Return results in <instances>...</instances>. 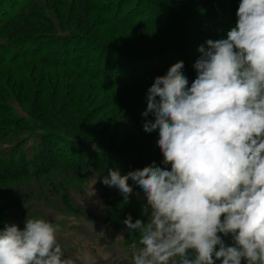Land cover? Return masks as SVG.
Segmentation results:
<instances>
[{
	"label": "clouds",
	"instance_id": "9594fccd",
	"mask_svg": "<svg viewBox=\"0 0 264 264\" xmlns=\"http://www.w3.org/2000/svg\"><path fill=\"white\" fill-rule=\"evenodd\" d=\"M235 17L197 47L190 85L176 63L147 88L142 128L160 164L93 183L144 202L145 222L123 220L141 233L131 264H264V0H239ZM56 233L41 216L3 222L0 264H76Z\"/></svg>",
	"mask_w": 264,
	"mask_h": 264
},
{
	"label": "rangeland",
	"instance_id": "374dc122",
	"mask_svg": "<svg viewBox=\"0 0 264 264\" xmlns=\"http://www.w3.org/2000/svg\"><path fill=\"white\" fill-rule=\"evenodd\" d=\"M54 1H57L56 5L50 0H35L46 16L44 23H35L33 19L29 21V18L17 19L14 16L1 22L0 43L7 39L5 34L11 29L24 23L32 24L35 28L39 26L38 33L45 34L40 35L39 42L45 43L46 35H51L57 42L60 39H78L86 44L85 34L76 31V16L73 20H68L71 15L69 12L76 7L77 0ZM110 1L120 3L124 12L138 8V16L135 19L128 18L130 24L143 20L165 21L158 28V32L160 35L169 36L166 42H173L171 49L156 58L157 65H162L161 71L152 75L146 83H142L140 96L145 95L155 76L166 74L169 67L176 63L183 64L184 75H196L193 64L200 55L196 49L210 39L202 37L205 36L203 33H210L212 30L218 32L214 36L221 35L224 38L227 29L235 25V22L229 23L228 18L235 16L231 12L236 11L239 3V0ZM16 5L20 6L18 3ZM121 18L118 17L119 20ZM49 24L53 27L50 28ZM51 38H47L49 44L57 45ZM69 43L72 51L71 41ZM160 45L164 46L161 43ZM13 50H17V46L12 47L9 44L4 52L0 51V59L8 60ZM80 50L72 51L71 56ZM40 56L36 59L23 57L10 65H0V163L3 162L4 166L29 163L42 154V136H45L53 150L52 154L47 153L50 156L47 158L52 160L49 161V170L45 173L41 174V169L27 165L28 172L25 176L17 177L11 182L0 181V227L7 221L22 228L25 218L41 216L53 221L58 242L66 256L74 258L76 264H131L133 248L142 247L139 244L141 233L125 229L123 220L131 216L133 221L138 219L145 222L147 217L140 214L144 202L138 199L139 193L134 189L125 203L115 187L107 186L114 194L115 206L111 223H107V208L101 200L99 181L93 184L100 174L91 166L119 168L121 174H124L148 165L160 164L162 155L155 148L156 133L146 134L142 128L145 117L141 116V112L145 109L146 102L135 99L137 89L134 87L130 90L134 86L130 85L125 90L127 102L120 105L118 113H112V102L108 99L110 94L107 93L97 99L91 96L92 103L88 106L90 117L88 114L87 117L92 121L86 119L82 121L84 124H80V120L73 123L74 132L59 131L54 126H46L48 121L61 122L64 116L57 112L56 107L44 114L40 107H36L35 99L29 95V89L36 91V100L42 95L50 98L53 83L49 84L48 80L60 75L69 77L78 73L70 69L42 70L38 66ZM85 60L87 63L88 58ZM45 82L47 90L41 87ZM61 85L62 83L58 84V87ZM76 94L74 86L69 85L60 89L57 97L63 96L68 101ZM130 107L138 110L139 117L130 113ZM147 119H151V116ZM89 123L93 125L90 127ZM46 129L54 131L47 132ZM77 129L79 133H76ZM151 138L154 141L153 149L145 150L142 161L137 168H133L138 161L136 152L141 154L144 140ZM225 241L226 244L231 243L230 238ZM175 259L179 261V257Z\"/></svg>",
	"mask_w": 264,
	"mask_h": 264
},
{
	"label": "trees",
	"instance_id": "16d2710c",
	"mask_svg": "<svg viewBox=\"0 0 264 264\" xmlns=\"http://www.w3.org/2000/svg\"><path fill=\"white\" fill-rule=\"evenodd\" d=\"M50 1H52L53 5L57 4V1ZM17 3L20 5L19 7L16 5ZM75 4L76 7H73L69 12L71 15L68 17V20H73L76 16V31L85 34L86 37L84 39L86 40V44H82L81 40L78 39L73 41L60 39L57 42L56 39L51 38V35H46V37L51 38L52 42L56 41L57 45L49 44L50 41L47 38L44 40L45 43L39 42L40 35H45L38 33L39 26L35 28L32 24L24 23L18 25L15 29L10 28L9 33L5 34L7 39L0 43V51L3 52L9 44H12V47L17 46V50H13L8 60L0 59V65H10L11 63L20 61L23 57L36 59L41 55L38 66L40 65L42 70L56 71L70 69L78 73V75L73 74L69 77L60 75L48 80L49 84L53 83L51 85L50 98L42 95L36 100V91L29 89V95H32V99H35L36 107H40L44 111V114L56 107L57 112L61 116H64L61 122L48 121L46 126H54L59 131L65 130L68 132L75 131L73 123L78 122V120H80V124H84L82 121L86 119L92 121V119L88 118L90 117L88 106L92 103L91 96L97 99L107 93L110 94L108 99L112 102V113H118L117 110L121 107L120 105L123 102H127L126 89L131 87L130 85H134L130 90L134 87L137 89L135 99L146 102L145 95L140 96L142 94L140 86L142 83H146L152 75L161 71L162 65H157L156 58L164 51H167V49H171L173 45V42H166L169 36L160 35L158 32V28L164 25L165 21L145 22L143 20L138 23H128V18L135 19L138 16V8L124 12V8L121 7L120 3L115 4L110 0H77ZM13 5H16V7H12ZM38 5V3H35V0H0V23L13 16L17 17V19L29 18V21L33 19L35 23L40 21L44 23L46 16L43 9L38 7ZM67 11L69 10L67 9ZM118 17L122 18L119 20ZM228 19L229 23H234L236 17L230 16ZM174 22L177 23L176 20ZM52 27L53 25H50V28ZM209 32L203 33L205 36L202 37L213 40L222 38L221 35L214 36L218 32H213L212 30ZM69 41L72 44V51L81 49L73 56H71L72 51L69 48ZM160 43L164 46L162 47ZM87 58L88 62L85 63V59ZM194 77V73L187 75L189 85ZM60 83L62 85L58 87ZM69 85L74 86V91L77 94L68 101H65L63 96L58 98L59 90ZM13 87L15 88V86ZM41 87L44 90L48 89L46 82ZM129 109L130 113L139 117L138 110H134L132 107ZM91 125L93 123H89L90 127ZM46 131L53 132L54 130L46 129ZM76 133H79L78 129ZM144 142V147L140 149L141 154L138 153L139 151L136 152L138 155L136 159L138 161L133 168L138 167L139 162L142 161V157L146 153L145 150H152L154 147L152 138L145 139ZM41 148L42 154L34 157L29 163L27 162L28 164L4 166L3 162H1L0 181L11 182L17 177L25 176L28 172L27 165L41 169V174L48 171L49 161L52 159H48L47 156L50 153L52 154L53 150L50 143H47L45 136L41 137ZM91 167L95 168L100 177L105 175L107 169L110 168L109 166ZM38 169L36 170L39 171ZM99 187L102 190L101 200L107 208L105 221L111 223L115 211L114 194L107 186L100 182ZM1 213L2 211H0ZM225 240H228V238H225Z\"/></svg>",
	"mask_w": 264,
	"mask_h": 264
}]
</instances>
